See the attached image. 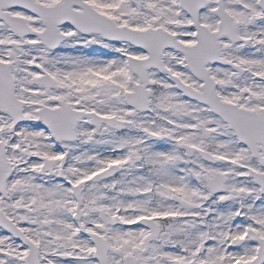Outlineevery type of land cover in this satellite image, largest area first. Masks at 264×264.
<instances>
[{
    "label": "snow or ice",
    "instance_id": "6c2138e0",
    "mask_svg": "<svg viewBox=\"0 0 264 264\" xmlns=\"http://www.w3.org/2000/svg\"><path fill=\"white\" fill-rule=\"evenodd\" d=\"M0 264H264V0H0Z\"/></svg>",
    "mask_w": 264,
    "mask_h": 264
}]
</instances>
